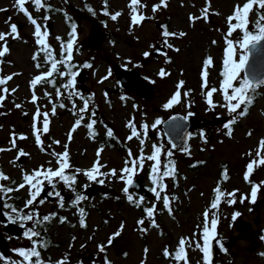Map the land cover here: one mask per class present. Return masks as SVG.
Instances as JSON below:
<instances>
[{
  "label": "rangeland",
  "instance_id": "rangeland-1",
  "mask_svg": "<svg viewBox=\"0 0 264 264\" xmlns=\"http://www.w3.org/2000/svg\"><path fill=\"white\" fill-rule=\"evenodd\" d=\"M50 2L63 7L75 20L76 40L72 56L82 61L81 67L87 72L88 78L84 75L80 79L77 75L74 88L59 90L62 95H57V90L50 88L47 83L38 84L33 89L31 80L49 71L50 64L39 68L36 66L33 54L39 52L40 46L33 34L34 26L15 6L16 0H0V9H7L0 11V32L7 33L10 30L5 22L11 17L10 23L17 24L19 34V38H7L9 52L5 60L0 57V76L16 74L5 85L9 93L0 107V148L11 149L0 152V170L10 177L8 181L0 183L15 188L23 182L25 173H31L41 166L45 169H55L58 164L52 153H63L65 146L71 165L68 173L75 172L76 169L91 168L97 160V151L102 148L99 156V162L103 165L101 171L110 172L115 169L119 174L125 166V161L129 159V150L133 158L140 155L139 140L127 139L131 134L127 127L129 121L135 123L142 137V125H149L147 137H143L145 156L151 154L153 144H163L164 152L171 151L172 156L161 155L162 169L164 160H172L175 162L176 175L164 181L167 189L162 196L167 194L170 198L174 197L171 199L172 213L169 214L163 207L162 200L156 201L154 194L149 191L152 187V161L145 160L143 170L137 174L143 178L147 195L143 196L136 189H130L134 197H145L139 208L128 202L122 192L125 185L117 178L109 177L100 185L88 181L82 173L78 174L79 182L74 185L75 192L81 188L83 195L88 197L79 205L85 209L86 227L80 225L78 208L72 206L66 196L75 192L65 185L61 186V182L56 183L57 190H64L61 193L64 197V207L60 212L66 215V219L63 223L57 218L52 220L48 231L52 233L56 244L42 251L46 263L57 264L58 261H64V264H106V261H110L111 264H177L171 257L166 258L163 253L165 248L174 253L180 238L184 237L193 241L192 247L186 246L188 259L192 264H203L202 252L195 248L194 242L202 243V228L198 226H202L203 213L209 210V218L213 212L219 217L217 236L224 238L227 250L224 252L217 246L216 240L212 241V264H264V256L261 255L264 252V242L261 240L264 236V165L258 163L259 159L264 158V149L260 148V142L264 140V83L255 89V93H258L255 105L242 117L227 111L224 106L226 101L219 91L229 30L227 17L233 14L237 4L243 5L245 0H210L207 20L200 19L195 22L190 21L189 17L201 16L207 0H166L167 7L163 6L161 0H140L144 7H138V13L147 18L137 26L131 25L130 0ZM157 4L161 6L153 12V6ZM32 5L28 2L25 7L42 25V31L46 26L49 32L47 23H53L52 34L49 33L47 43L53 56L59 59L63 48L62 40L66 39L69 30L66 16L54 11L45 14L44 9L37 12ZM116 12L122 14L114 21L111 14ZM258 15L254 8L249 16L250 31L255 32ZM45 16L49 17L47 21L44 20ZM164 26L167 31L177 35L164 38ZM92 31L99 34L96 39L99 38L100 41L95 40L91 35ZM181 32L185 35L180 36ZM242 35L243 33L237 30L227 39H232L235 43ZM2 44L3 42H0V46ZM167 44L172 47H167ZM146 51L150 53L148 57L143 55ZM241 52L237 47L235 59H239ZM208 57L212 58L213 63L208 67L207 88H202V70ZM37 58L42 62L46 59L44 55H38ZM89 58L92 60L89 62L92 68H84L83 65ZM114 64L129 68L136 66L145 78L153 82L154 91L151 95L144 97L135 90L121 86L112 70ZM162 68L169 73L165 77L158 75ZM109 70L111 76L100 82ZM243 77L242 71L241 78ZM56 78L59 82L65 79L61 76ZM180 81L184 83L179 88V103L171 108H164L163 105L178 90ZM5 86H0V89ZM213 87L218 91L213 93L212 104H209L206 93ZM75 88L87 93V112H79L83 101L78 96L68 98V92L75 91ZM12 89L16 91L13 93ZM0 94H3L2 91ZM33 94L38 97L35 103L32 102ZM121 97L125 99L122 100ZM17 104L21 107L17 108ZM61 104L64 107H60ZM94 107L98 109L95 118L91 115ZM37 109L41 114L49 113V131L41 134L43 148L37 144L33 129L34 120L36 127L42 128L43 115L36 119ZM173 112H181L184 115L195 113L198 116L199 123L194 130L195 134L185 148L172 149L168 137L164 134L162 121ZM22 113L25 117H22ZM81 115L84 120L71 132L69 139L70 130ZM217 115L222 118L216 119ZM233 118L236 123L231 125L232 135L228 136L224 125ZM224 119L228 122H224ZM91 120L96 121L93 130L86 127ZM156 120L161 123L153 128ZM107 129L113 131L112 138L107 137ZM92 131L95 132L94 137L90 134ZM13 133L17 135L18 146L15 148L10 143ZM20 135L26 136L27 139H19ZM55 141H59V144ZM20 149L29 155L17 159ZM253 160H256L257 164L249 174L247 165ZM86 184L95 185L94 193L84 187ZM256 185H260V188L256 197L259 201L255 205L251 202L250 194ZM217 187L225 195L218 210H210L216 195L214 189ZM230 193H234V197L229 196ZM15 194L29 198L27 187L4 197L8 202ZM244 197L247 199L240 202ZM41 198L42 193L37 199ZM229 199H235L236 202L229 205L226 202ZM152 204L156 205L154 219L159 225L158 228L151 226L144 212V208ZM40 205L46 213L52 209L51 202L45 201ZM237 211L241 216L233 221L231 217ZM142 218L145 219L144 225H138L137 221ZM238 219L251 222L252 227L237 228ZM72 221H75L73 226L70 224ZM122 223L124 228L121 235L112 244H108L109 237ZM141 228H147V231L143 232ZM2 232L5 234V230ZM100 245L105 246L103 252L100 251ZM145 249L148 250L147 254ZM88 257H93L94 260L90 261Z\"/></svg>",
  "mask_w": 264,
  "mask_h": 264
},
{
  "label": "snow or ice",
  "instance_id": "snow-or-ice-1",
  "mask_svg": "<svg viewBox=\"0 0 264 264\" xmlns=\"http://www.w3.org/2000/svg\"><path fill=\"white\" fill-rule=\"evenodd\" d=\"M31 2L37 12H39L41 9L46 7V4L42 2V0H16L15 6L19 9L20 12L24 13L27 17L28 21L31 25L34 26V36L36 38V43L40 46V51L45 53V63L50 64V70L41 73L40 75L35 76L34 79L31 80L30 84L33 89L38 84L43 83H50L53 84L55 81L51 79L54 74H58L61 77L70 76L71 79L68 83L62 85V87L65 90L74 88L76 77L78 75V72L72 71V68L74 65H72L70 62L72 60V50L73 46L76 40V26L73 24L72 26V32L70 33L72 39H70L66 46L64 47V52L66 53L65 58L63 60H56L53 58V53L50 45L47 43V37L49 35V32L47 31V28L45 26V29L42 31V25L38 23L37 19L33 18L32 15L28 12V9L25 7V4ZM161 3L164 7H167L166 0H161ZM161 5L157 4L153 6V12H156ZM138 7H144V5H141L140 0H130L129 8L132 13L131 15V25L137 26L141 24L147 17H145L142 14L138 13ZM209 8H210V0H207L206 7L202 9V15L199 17L190 16V21L195 22L196 20L204 19L207 20L209 16ZM254 8L259 13L256 21H255V32L249 30V16L252 14ZM7 9H0V11H6ZM89 11H92L89 9ZM105 14L108 15L107 11L105 10ZM122 13L116 12L114 14H111L112 20H117V18ZM49 19L48 16L44 17V20L47 21ZM11 17H9V21H6L5 23L9 26V31L7 33L0 32V42H3L2 50H0V57H5V55L9 52V48L7 46V38H19L18 34V27L16 24L10 23ZM227 21L229 23V30L227 33V37H231L233 32L240 30L243 35L242 38L235 42L232 39H227L226 37V43L227 48L225 50V59L223 61L224 64V70L222 72V82L220 85L219 91L222 92L223 99L226 101V104L224 105L227 109V111L230 114H236V116H245L248 112V106H250L253 103L254 97L252 93L255 92V89L260 86V84L264 83V81H257L253 82L250 80L247 76H244L241 78V72L245 69L250 49L252 47H255L256 45L260 44L262 41H264V0H245L243 5L237 4L234 7L233 14L227 17ZM235 21V23H233ZM165 30L162 32V35L164 38H168L170 36L177 35L174 32H169L166 30V26H164ZM180 36L185 35V33L181 32L179 33ZM59 39V38H57ZM215 43V42H213ZM155 47V46H153ZM167 47L171 48V44H167ZM239 47L242 52L240 54L239 59H235L236 55V48ZM179 51V49H176ZM159 51V49H157ZM39 53L35 54L33 59H37ZM144 57H148L150 55L149 52L143 53ZM166 55V54H165ZM2 62V61H0ZM213 63L212 58L208 57L204 62V67L202 70V88H207V77H208V67L211 66ZM58 64L67 65V71H59ZM38 68L41 67V65L38 63L36 65ZM84 68H92L91 63H85L83 65ZM169 73H167L163 68L159 70L158 75L160 77H165ZM13 75H8L6 77L0 76V86H5L8 81H10L13 78ZM111 76V71L109 70L108 74L102 78L100 82H103V80H107L108 77ZM237 82L238 85H237ZM183 81H180L178 84V90L173 94V96L170 98V100L163 105L164 108L168 109L173 107L174 104L179 103L181 92L179 91V88L183 85ZM3 94H0V107L3 106V101L7 98L6 94L9 93V89L5 86L2 89H0ZM16 89H12L11 92H15ZM218 89L213 87L209 91H207L206 95L208 97V103L212 104V95L213 93L217 92ZM46 95H50L47 94ZM57 95H62V93L57 89ZM107 95V93H105ZM78 96L83 101V106L79 109L80 113L87 112L89 110V99L85 98L79 91H69L68 92V98L72 99V97ZM38 97L33 94L32 96V102L35 103ZM121 99H125V97H121ZM17 108L21 107L20 105H15ZM243 109L241 110V108ZM60 107H64L63 104L60 105ZM73 108L75 109V102L73 101ZM52 113H55V106L52 109ZM41 115H43V122H42V128H37L34 120L33 129H34V135L35 139L38 145H40L43 148V142L41 140V134L47 133L49 131V120H48V112H44L43 114L40 113L39 109H37V112L35 113V118L38 119ZM91 115H95V111L93 110L91 112ZM175 119V117H173ZM186 119V117H185ZM84 120V117L81 115L79 119L75 121L74 127L72 130H70L69 133V139H71V132L75 131L76 128H78L82 121ZM161 123L160 120H156L155 124L152 125L153 128L156 127V125H159ZM236 123V119H231L228 123L224 125V128L227 129V135H232V128L231 125ZM96 124L95 120H91L90 123H87L86 127L89 130H93L94 125ZM127 127L131 130V134L127 137V139L131 140L133 138H136L139 140L141 149H140V155L138 157L133 158L131 150L128 151V157L129 159L125 161V166L120 170V173H117V170L112 169L110 172H102L101 168L103 165L99 162V156L102 152V148L97 151V160L93 163V166L86 170L76 169L74 173L69 174L67 170L71 168V165L69 163V153L67 151V146H65V151L63 153H55L53 152L52 155L56 157L58 167L55 169L53 168H41L33 170L31 173H25L23 174L22 180L23 182L18 184L15 188L8 187L3 183H0V194L7 195L9 193H12L13 191H19L20 189H24L27 187L29 198L25 202V207H29L34 205L35 203L43 204L45 200L43 198L37 199L41 196V193L44 189L45 182H47L48 185H52L55 187L56 183L62 182L67 188L75 192L74 185L77 183V176L78 174H83L88 181L98 183L100 185H103L105 183V179H108L109 177H115L118 180L122 181L124 183V187L122 189V192L126 195V198L129 203L134 204L137 208L141 207V204L145 200V197L139 196L138 198L134 197L133 194L130 193V188L134 186V177L138 174L139 171L143 170L145 160L152 161V165L150 168V181L152 184V187L149 189L154 194V197L156 201H161L163 203V207L169 212V214L172 213L171 208V199L167 194L162 196V193H166L167 185L164 183L166 178L172 177L174 178L176 175L175 170V162L172 160H169L167 164L163 166L162 169V162H161V155L164 154L167 157L172 156L171 151L164 152V145L163 144H153L152 145V152L151 154L145 156L143 145L145 143V139L143 137H147L149 125L147 123L142 125L143 128V137L140 131L137 130V127L133 121H129L127 124ZM90 134L94 137L95 132L92 131ZM106 135L109 138L113 137V131L111 129H107ZM251 135V133H249ZM19 139H27L26 136L20 135L18 137ZM16 140L17 135L15 133L12 134V139L10 140V143L13 148L16 147ZM55 143L59 144V141H55ZM172 147H176V145H172ZM260 148L264 149V140L260 142ZM11 149H3L0 148V152L7 151ZM187 151V149H185ZM29 155L27 152L23 151L22 149L18 150V156L17 159L20 157H24ZM259 155V153H258ZM258 163L260 165H264V158L259 159ZM257 164L256 160L251 161L247 165V173H251L253 171L254 165ZM247 179V174L246 177ZM10 177H8L2 170H0V181H8ZM13 184H15V181H13ZM90 185H84L85 188L89 187ZM260 188V185H256L251 190V202H256L257 192ZM214 192L216 193L214 200L211 202L210 210H218L219 205L222 202V197L225 195L224 192L221 191L219 187L214 189ZM56 197L59 199V206L64 207V197L61 195L59 191H55L53 193ZM229 196L234 197V193L228 194ZM88 197L77 193L75 195L74 200L72 201V206L77 207L79 214H80V225L82 227H86L85 223V209L83 207H79L82 201L87 200ZM118 199V198H117ZM244 199H247V197H244L240 202H243ZM229 205L234 204L236 201L235 199H229L226 201ZM7 207L10 208L11 213L17 214L16 220H13L12 215H8V221L12 223H16L17 220L21 222V225L23 226V222L25 221H34L35 224L40 225L43 222L49 221L52 217L55 216V213L50 215H45L42 218L39 217L38 212H28L26 214H20L22 210H18L15 207H12L11 205H8ZM156 205L152 204L150 207L144 208V212L146 213V217L151 223L152 227L158 228L159 225L156 223L154 216L156 213ZM241 216V213L239 211L235 212L231 219L235 221L238 217ZM203 222L202 226H198L202 228V243L201 241H195L194 245L195 248L200 250L203 255V264H212V241L216 240L217 238V228L219 224V217L213 212V215L211 218H209V210H206L203 213ZM66 218H61V223L64 222ZM138 225H144L145 219H140L137 221ZM124 225L123 223L120 225L119 229L113 233L107 243L112 244L113 241L121 235V232L123 231ZM141 231L146 232L147 228H141ZM41 233L39 231H36L34 228H27V230L24 232V236L29 239L32 243V247L30 248H20L17 249V253L19 257L22 259L19 262H10V264H43V261L40 259L41 253L38 250L39 247L45 246V242L38 239H33L40 237ZM195 235V234H194ZM261 240H264V236L261 237ZM193 241L191 238H180L178 242V246L174 253H170L167 248L164 250V256L171 257L173 260L177 262V264H180V262H183V264H190L188 260L187 255V247H192ZM187 246V247H186ZM104 245H100V251H104ZM220 247L224 250L223 244H220ZM147 249H145V254H147ZM127 255V254H125ZM262 256H264V253H261ZM57 264H64V261H58ZM106 264H111L110 261H106Z\"/></svg>",
  "mask_w": 264,
  "mask_h": 264
},
{
  "label": "flooded vegetation",
  "instance_id": "flooded-vegetation-1",
  "mask_svg": "<svg viewBox=\"0 0 264 264\" xmlns=\"http://www.w3.org/2000/svg\"><path fill=\"white\" fill-rule=\"evenodd\" d=\"M49 24H51V28H52V24L53 23L51 21H49L47 23L48 28H49ZM68 28H69V30H68V36L66 37V39H63L62 40L63 46H66L67 42L70 39H72V37L70 35V30L72 31V29H71L70 26ZM49 33L52 34V30H51V32L49 30ZM37 53H39V57H40V55H43L40 51L39 52H36V54ZM34 55H35V53L33 54V57H34ZM59 55H60L59 56V59L58 58L56 59L55 56H53L54 59H56V60L59 61V60H63L65 58L66 53L64 52V47L62 48V51H61V53ZM36 61H40L39 58L35 59V62ZM91 61L92 60L89 58V61H86L85 63H89ZM40 62H42V61H40ZM70 63L72 65H74V67L72 68V71L78 72V75H79V78L80 79H82V77L84 75L87 76V78H88L87 72L84 71L82 69V67H81L82 61L77 60V59H74L73 56H72V60H71ZM46 64H47V66L49 65V63H45V60H44L42 62V66L41 67H44ZM58 66L61 69L59 71H66L67 70V65L58 64ZM112 70H113V67H112ZM57 76H59V75L58 74L57 75L54 74L55 81H56V83H57L58 86L57 85H51L50 83H47V85H49L50 88H52V89H55V90L59 89L60 90L61 88H63L62 85L68 83L69 80L71 79V77L70 76H65V79L59 82V81H57V78H56ZM75 91H79L85 98L88 99V95H87V93L85 91L82 92L79 88H75ZM94 111H95V115L93 117L95 118L97 116L96 113L98 112V109L96 107H94ZM100 116H101V119L104 118L102 116V114ZM22 117H23V113H22ZM194 130H195V128H194ZM194 130L192 132L191 137L195 134V131ZM16 146H18V143H16ZM72 173H74V172H69V174H72ZM78 182H79V176H77V183ZM60 185L61 186H64V184L62 182H61ZM80 187H81V184H80ZM94 188H95V185H92L91 184L88 187V190L92 193L93 190H94ZM55 191H59L60 193H62V191H64V190H63V188H59V190H57L56 189V186L53 187L52 185H48L47 182H45L44 189L42 191V198L45 201H48L49 203L51 202L52 209L50 210L49 213H46L45 210L41 208V205L38 202L35 203L32 206V208L25 207V202L28 199V197L23 198V197H20L18 194H15L14 197H12V199L8 200V202H7V199L4 197V195L0 194V198H1L0 199V206H1V212L3 214L2 215L3 216V219H0V243L5 242V245H6V248H7L6 253H3L2 250H1V248H0V262L2 264H10V262H13V261L14 262H19L22 258L19 257V255H18V253H17L16 250L17 249H20V248L27 249V248H30V247L33 246L32 243H31V241L24 236V232L27 230V228H34L36 231H39L41 233L40 237H38V238H35L34 237L33 239H38V240H42V241L45 242V246L39 247L38 250L41 253L40 259L43 261V264H46V261L43 258L42 251L43 250H48L46 248V242H47L46 238H47V235L49 234V231H48V227L46 229H44V226L49 221L43 222L40 225L35 224L34 221H25V222H23V226H22L21 225V222L17 220L16 223H12L11 222L13 224V230L10 231L9 228H8V225H7V222H9L8 221V215H6V214L12 215L13 220H16L17 214L11 213L10 208L7 207L8 205H11L12 207H15L18 210H22V212L20 213L21 215L22 214H26L28 212H38L39 217L42 218L45 215H50V214L55 213V216L51 218V221L53 219H56L57 218L59 220V222L61 223V218H66V215L60 212V210L62 209V207L59 206V199H58V197H56L53 194ZM77 193L83 194L81 188H80L79 191L75 192L71 196L66 195L67 197H69L68 200L70 201V203H72V201L74 200L75 195ZM67 197H65V198H67ZM258 201L259 200H256L257 203H258ZM256 202L254 203L255 205H256ZM50 226H49V228H50ZM236 226H237V228H244L245 227L246 229H250L252 227V224L249 221H242V220L238 219L236 221ZM4 230H5V234H3V232H2ZM54 242L56 243V241H54ZM263 242H264V240H263ZM262 253H264V252H262Z\"/></svg>",
  "mask_w": 264,
  "mask_h": 264
},
{
  "label": "water",
  "instance_id": "water-1",
  "mask_svg": "<svg viewBox=\"0 0 264 264\" xmlns=\"http://www.w3.org/2000/svg\"><path fill=\"white\" fill-rule=\"evenodd\" d=\"M49 30L51 32V24H49ZM91 35L96 41H100L99 38L96 39V35H99L96 31H92ZM100 36L103 35L100 34ZM6 55L2 58L5 59ZM113 71L117 76L119 83L127 89L135 90L144 97H148L154 91L153 82L143 77L136 66L129 68L124 65L114 64ZM244 74L253 82L264 81V41L250 49L248 63L244 69ZM23 117H25L24 113ZM173 117H175V119H173ZM221 118V115L216 116V119ZM223 121L228 122L227 119H224ZM198 123L199 119L196 114L184 115L180 112H174L166 117L162 121V126L165 136H167L170 140L171 148L178 149L187 146L190 142L192 131L196 128ZM173 144L176 145V147H172ZM130 189H136L145 196L147 195L146 187L143 184L141 176L134 177V186ZM2 215L0 206V219H3ZM7 225L9 230L12 231L13 224L11 222H7ZM0 248L3 253H6L7 248L5 242L0 243ZM88 260L93 261L94 258L90 257ZM189 262L192 264L190 260Z\"/></svg>",
  "mask_w": 264,
  "mask_h": 264
},
{
  "label": "trees",
  "instance_id": "trees-1",
  "mask_svg": "<svg viewBox=\"0 0 264 264\" xmlns=\"http://www.w3.org/2000/svg\"><path fill=\"white\" fill-rule=\"evenodd\" d=\"M45 1V0H44ZM43 0H42V2L43 3H45L46 4V7L45 8H43L44 9V13L45 14H47L48 12H50V11H54V12H59V14H62V15H65L66 17V19H67V23H68V26H70L71 27V29H72V26H73V24L75 25L76 23H75V20L73 19V18H71L70 16H69V13H66L65 12V10H64V8L63 7H60V6H56V5H54V4H52V2H50V0H46L45 2H44ZM33 6V5H32ZM33 8H34V6H33ZM34 10H35V8H34ZM42 10V9H41ZM36 11V10H35ZM41 16H43V15H41ZM72 31L70 30V33H71ZM39 50V49H38ZM40 51V50H39ZM41 52V51H40ZM43 55H45V53H43V52H41ZM36 54V53H35ZM46 58V57H45ZM54 58V57H53ZM36 63L38 64H40L41 66H42V62H40V61H36ZM58 69L59 70H61L60 69V67L58 66ZM223 70H224V67L222 68V72H223ZM67 71V70H66ZM57 75V74H56ZM51 79H53L54 81H55V77L53 76ZM51 85H53V84H51ZM54 85H57V83H56V81H55V83H54ZM58 86V85H57ZM252 95H253V97H254V100H253V103L250 105V106H248V112H249V110L255 105V103H256V100H257V96H258V93H252ZM243 107L244 106H242V108H241V110L243 109ZM248 112H247V114H248ZM169 160H164V162H165V164H167V162H168ZM70 224H71V226H73L74 224H75V221H72V222H70ZM50 225H52V221H51V219L49 220V222L44 226V229H46L47 227H48V229H49V226ZM46 240H47V242H46V248L47 249H49L50 247H52L54 244H56L54 241H53V237H52V233H50L49 232V234L47 235V238H46ZM216 243H217V246L218 247H220V244L222 243L223 244V246H224V249H225V241H224V238L221 236V235H219V236H217V238H216ZM221 248V247H220ZM222 249V248H221ZM223 250V249H222ZM46 264H54V263H46Z\"/></svg>",
  "mask_w": 264,
  "mask_h": 264
}]
</instances>
